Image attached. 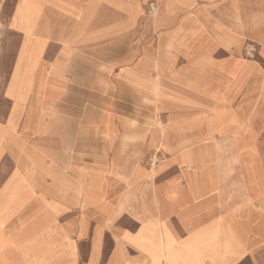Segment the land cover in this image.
I'll list each match as a JSON object with an SVG mask.
<instances>
[{"label":"crops","instance_id":"crops-1","mask_svg":"<svg viewBox=\"0 0 264 264\" xmlns=\"http://www.w3.org/2000/svg\"><path fill=\"white\" fill-rule=\"evenodd\" d=\"M0 44V264H264V0H0Z\"/></svg>","mask_w":264,"mask_h":264},{"label":"rangeland","instance_id":"rangeland-1","mask_svg":"<svg viewBox=\"0 0 264 264\" xmlns=\"http://www.w3.org/2000/svg\"><path fill=\"white\" fill-rule=\"evenodd\" d=\"M180 26H181V24H180ZM188 26H189V23H188ZM144 27H145L144 28V30H145L144 46L150 47V48L157 47L159 45V42H161V46L164 45L163 41L166 40V38H164L163 35L165 33V35L168 37V34L166 33L167 30L169 29L168 28V24H166V25H162L161 24V29L158 28V29L155 30V32H157V34L151 31V24L144 23ZM159 33H160V36L158 35ZM217 41L218 40L215 37H211V36L205 37V38H203V45L204 46H208V47H214V46H216ZM174 43H175V46H180V43H179V41L177 39L174 40ZM1 90H2V88H0V93H1ZM153 92H154V90H152L151 92H148V94L150 95V98H151L150 100L152 101V102L148 101L150 104H155L153 101H154V99H156V95H158L156 93V91L154 92L156 95ZM162 92H163V95L166 96V97L167 96L176 97V96L179 95L178 88L175 87V86H171V85H165L163 87V89H162ZM162 92H161L160 95H162ZM1 101H2V99H1ZM0 106L3 107L1 105V102H0ZM223 119H224L223 115H217L215 117L212 132L218 133V134H221V135L228 132V129H226L224 127ZM8 132H9V134L11 136V133H10L11 129L8 128ZM2 136H4V133L2 132V130H0V139L2 138ZM106 138L108 139V137L105 136L104 134L98 135L97 142L98 143L99 142H105ZM9 139H10V142H11L10 144L11 145L12 144H14V145L19 144V140H17V138H14L13 136H11V138H9ZM110 139H111V136L109 137L108 140H110ZM0 142H1V140H0ZM1 144H2V142H1ZM14 154L16 155L17 158H19L20 154L19 155L17 153H14ZM208 158L209 159L214 158L212 153H209ZM203 159L204 158L199 157V162L202 163L204 161ZM87 201H88V197L86 196V203H87ZM50 251L51 250L49 248L45 247V245H40L39 247L31 248V250L28 251V254L34 256V258H40V257H42L44 255L47 256L50 253Z\"/></svg>","mask_w":264,"mask_h":264},{"label":"bare ground","instance_id":"bare-ground-1","mask_svg":"<svg viewBox=\"0 0 264 264\" xmlns=\"http://www.w3.org/2000/svg\"><path fill=\"white\" fill-rule=\"evenodd\" d=\"M1 130L4 133V136H2V138L0 139L1 142H2V144H4V143L10 144L11 142H10V139L9 138H11V136H10V134L8 132V128L7 129H1Z\"/></svg>","mask_w":264,"mask_h":264}]
</instances>
